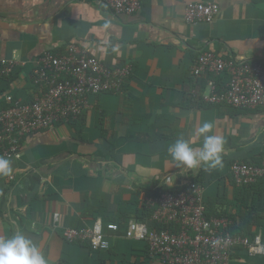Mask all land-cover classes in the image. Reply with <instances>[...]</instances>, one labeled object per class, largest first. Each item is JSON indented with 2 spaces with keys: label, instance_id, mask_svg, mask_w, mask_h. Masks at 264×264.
<instances>
[{
  "label": "crops",
  "instance_id": "crops-1",
  "mask_svg": "<svg viewBox=\"0 0 264 264\" xmlns=\"http://www.w3.org/2000/svg\"><path fill=\"white\" fill-rule=\"evenodd\" d=\"M191 2L216 3L219 13L211 23L187 24ZM68 44L111 68L129 64L131 73L120 92L88 97L79 119L22 141L19 157L10 159L12 174L0 177V239L22 232L47 264H163L143 243L110 237V250L98 253L66 243L62 231L124 217L122 231L142 217L146 190L196 182L205 206L234 216L232 232L260 233L264 244V204L240 198L229 172L233 162L258 164L264 157V107L210 105L187 92L191 81L199 87L207 78L191 73L202 52L264 61V0H142L130 16L112 14L99 0H0V57L17 62L0 79V110L6 96L30 102L35 59ZM204 120L225 139L223 167L172 166L167 147L179 136L201 147L195 133ZM228 264H264V255L236 247Z\"/></svg>",
  "mask_w": 264,
  "mask_h": 264
},
{
  "label": "built area",
  "instance_id": "built-area-1",
  "mask_svg": "<svg viewBox=\"0 0 264 264\" xmlns=\"http://www.w3.org/2000/svg\"><path fill=\"white\" fill-rule=\"evenodd\" d=\"M114 15L130 16L140 11L142 0H99ZM219 13L212 2H191L184 8L183 21L193 25L211 23ZM17 62L0 57V79L10 76ZM131 66L108 67L74 44L61 53L44 52L34 61L33 98L22 103L12 96L4 98L9 106L0 110V157H19L24 139L56 123L77 119L88 108V97L120 92ZM195 77L211 75L201 95L210 105L233 109L264 107V61L223 58L213 51L199 54L192 66ZM217 78L221 82L217 84ZM223 78V80H222ZM230 175L236 186L264 181V157L258 164L233 162ZM203 188L195 182L182 190H170L145 197L143 205L151 213L150 221L160 229H148L146 223L128 221L122 234L119 226L102 227L96 221L89 228H64L62 238L68 244H87L91 251L109 249V238L148 245L149 255L163 264H228L234 248L242 247L250 255H264L260 233L253 239L229 230L226 218L208 217L203 202ZM57 221V215L54 217Z\"/></svg>",
  "mask_w": 264,
  "mask_h": 264
},
{
  "label": "clouds",
  "instance_id": "clouds-1",
  "mask_svg": "<svg viewBox=\"0 0 264 264\" xmlns=\"http://www.w3.org/2000/svg\"><path fill=\"white\" fill-rule=\"evenodd\" d=\"M213 130L214 124L208 120H204L196 129L195 135L203 138L199 148H194L183 136L177 137L174 143L167 147L172 166L188 170L201 166H204L205 170L222 168L225 139L215 135ZM12 172L10 160L0 157V177H8ZM0 264H47V260L31 239L22 232H16L10 238L0 239Z\"/></svg>",
  "mask_w": 264,
  "mask_h": 264
},
{
  "label": "trees",
  "instance_id": "trees-1",
  "mask_svg": "<svg viewBox=\"0 0 264 264\" xmlns=\"http://www.w3.org/2000/svg\"><path fill=\"white\" fill-rule=\"evenodd\" d=\"M203 76H206L207 78L204 80V82L202 84H200L199 87H197V81L194 80V82L191 81V84H190L191 87L189 88V91L187 90L188 93L190 92V95L193 97V99L198 100V101H202L201 100V95L203 93V90L205 89V86H206L207 82L212 79V76L211 75H203ZM216 81H217V84L218 85L221 82V80L219 78H217ZM191 91L193 93H191ZM109 93H111V92H109ZM8 106H9V104L5 103L4 107H2L1 110L7 108ZM82 114H83V112H82ZM82 114L79 117H77V118L79 119L82 116ZM72 121H68V123L70 124ZM249 164H253V163H249ZM234 185H235V183H234ZM236 187H240V191L238 193V195H240V198L249 199L251 197V199L254 201V203L260 201L261 204H264V181L260 180L256 184H252V185H242V186H236ZM168 190H170L172 192H176V191L182 190V188L157 189V190H154V191L153 190H146L145 191L144 198L145 197H150V196H158L160 193L165 192V191H168ZM143 199H142L143 214H142V217L140 219H138L137 221L146 223L147 226H148V229H160V226H158L155 223H153V222L150 221V219H151V213L145 209V207L143 205ZM206 213H207L208 217L213 216V217H219V218H226L227 220H229V222L231 221L233 224H235L234 216H231L229 214L230 213L229 210L227 211L226 209L225 210L215 209L214 208V205H211V207H207L206 208ZM259 217H260V215H259ZM123 220H124V217L121 218V221L119 223H116V225H118L119 226V229H120L119 234H122L123 233V231L125 229V226H126L125 225L124 228H123V230L121 231V229L123 227V224H124V223H122ZM258 225H262V224L261 223H258ZM234 228L235 227H232V228L229 227V230L232 232V230H234ZM78 229H81V228H78ZM232 233H234V232H232ZM254 236H255V234H249L246 237L249 238V239H253ZM125 241H127V240H125ZM139 243H143L145 245V249L147 250L148 256L150 257L147 243L144 242V241H140ZM75 244H79V245L81 244L82 245V243H75ZM109 250H110V247L106 251H97V252L98 253H103V252H108Z\"/></svg>",
  "mask_w": 264,
  "mask_h": 264
}]
</instances>
